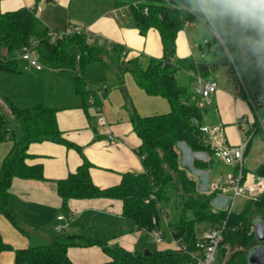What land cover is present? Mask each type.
Wrapping results in <instances>:
<instances>
[{
    "label": "trees",
    "instance_id": "trees-1",
    "mask_svg": "<svg viewBox=\"0 0 264 264\" xmlns=\"http://www.w3.org/2000/svg\"><path fill=\"white\" fill-rule=\"evenodd\" d=\"M116 6L129 7L142 33L150 28L158 30L164 47L162 59L151 60L145 69L137 63L124 67V61L115 62L111 59L108 46L90 44L86 34L66 35L51 43L48 37L50 30L38 18L35 9L2 12L0 8V74L18 73L19 56L23 48L36 41L39 57L57 66L77 68L76 92L85 100H88L89 94L85 73L88 66L95 62L107 69L116 68L120 75L131 72L138 85L149 95L168 99L172 105L169 113L147 117L132 113L135 131L142 139L138 153L145 169L143 173H125L119 185L102 189L92 180L93 164L85 160L76 172L59 180L57 185L64 208L71 199H117L123 202L124 217L136 229L148 232L160 229L162 204H174L181 208L182 215L178 222L168 225V230L172 239L185 246L187 252L174 248L145 255L144 252L111 247L87 234L75 235L61 231L50 235L46 244H34L36 233L23 227L11 204L9 188L12 180L16 177L45 179L41 164L27 163L30 144L49 141L69 147L76 145L63 137L58 127L56 110L43 104L19 108L10 98L0 95V143L11 139L14 144L1 167L0 211L16 229L32 240L28 248L15 251L16 263L74 264L68 256L70 247L98 245L111 258L102 264H189L191 254L198 250L195 223L206 222L210 224L209 230L224 226L219 255L220 258L224 257L225 246L230 247L225 264H250L249 251L260 245L255 236V218H252L260 214L257 217L264 219V191L251 201L248 200L243 211L229 213L227 209L214 210L213 200L217 192L208 194L198 190V181L181 165L177 145L185 142L192 151L208 152L213 159L214 152L200 130L206 109L198 104L200 97L193 88L195 79L190 76L188 84L181 85L176 75L180 70L194 73L204 71L191 58L180 63L173 62L172 58L176 52L179 31L187 25L200 22L208 24L223 43L218 44L209 68L216 70L226 67L239 87L240 94L251 101L255 111L264 118V31L232 14H220L217 11L210 15L205 9L217 8L214 0H116ZM40 45L44 47V52L40 51ZM74 47L78 49L79 61L69 53ZM113 50L119 56L123 52L118 45H114ZM2 104L7 106L9 113ZM256 123L259 126L258 120ZM257 130L264 132L260 127ZM195 166H200L198 161H195ZM243 173L246 174V169ZM254 173L256 177H264V163ZM189 213L193 215L192 219H188ZM12 250L0 235V254Z\"/></svg>",
    "mask_w": 264,
    "mask_h": 264
},
{
    "label": "crops",
    "instance_id": "crops-1",
    "mask_svg": "<svg viewBox=\"0 0 264 264\" xmlns=\"http://www.w3.org/2000/svg\"><path fill=\"white\" fill-rule=\"evenodd\" d=\"M39 1L0 0V8L2 12L32 8L37 14ZM81 1L85 0H48L47 3L54 4L61 15L47 18L42 14L39 19L50 31L67 33L74 28L88 30L93 35L88 40L89 43L108 46L110 53L114 51L113 46L118 45L123 50L121 57L114 52L120 57L119 61L122 57L125 58L122 64L124 67L137 63L145 69L151 60L164 57V47L158 30L150 28L142 33L136 26L129 7H117L116 0H108L97 12L89 14L84 12L91 8L90 4L86 5ZM73 15L82 19V21L77 20L81 26L71 22ZM200 27L212 33L213 42L206 39L203 45L196 40V35L199 34L197 28ZM219 43H221L220 36L208 24L200 22L196 25H187L178 33L176 52L172 61L180 63L191 58L210 75L205 79L213 78L218 83V91L212 97L203 99L199 96L206 109L204 125L221 126L226 143L235 146L248 141V132L257 117L251 101L240 94L239 87L232 80L226 67L216 69H225L229 73L224 84L212 76L211 71L215 70L209 67ZM208 53L212 54V59L203 60L207 58ZM79 59L77 54L76 60ZM20 60L19 57L18 73L0 75V83L4 81L6 85L5 88L0 86V95L10 98L19 108H33L43 104L56 110L58 127L63 137L80 149L49 141L30 144L28 148L30 158L27 159V163L41 164L45 179L16 177L12 180L9 188L10 201L23 227L36 233L34 236L37 237V241L46 240L61 228V232L87 234L106 242L111 247H121L130 252H141L146 249L150 246V236L156 237V233H161L164 243H159L156 237L159 243L157 251L173 250L172 236L170 235L166 240L165 231L162 229V216L160 229L153 232L138 230L124 217L122 201L107 198L71 199L64 208L57 185L59 180L76 172L85 160L93 164L92 180L102 189L119 185L125 173H143L145 169L138 153L142 139L135 131L131 120L132 113L141 117L166 114L172 110L170 101L162 96L149 95L138 85L131 72V75H127L129 71L120 75L116 68L107 69L99 62L90 64L86 70L85 80L89 94L88 100H85L76 92V77L79 75L77 68L41 62L43 69L37 71L23 60L21 66ZM96 64H100L103 69L98 68L102 73L97 79L91 74L93 70L91 68ZM205 65L208 67L203 69ZM182 74L187 75L188 79L190 76L195 79L194 89L197 86V77H203L200 72L180 70L176 75L177 80ZM95 98L97 104L94 103ZM204 100L207 101V105L204 104ZM143 113L147 114L143 115ZM13 146L11 139L0 143V172L3 161L10 154ZM177 149L180 153L181 165L198 181V187L201 184L198 175L202 177L205 187L208 183L215 185L218 178H223V172L229 176L236 171L234 167L227 165L224 169L217 168L214 164L216 161L220 164L224 163L214 157L212 159L208 152L192 151L185 142H179ZM188 152L194 154V157L188 160L190 164L187 163L192 168L183 162V158L189 156ZM195 161H198L199 167L195 166ZM194 168L198 170V175L194 172ZM246 169L248 171L247 166ZM200 191L206 192L202 191V188ZM228 191L231 194V189L222 193ZM213 206L214 210L226 209L224 201L217 196L213 200ZM0 235L3 242L13 249L0 254V264H17L15 251L28 248L32 245V240L16 229L1 211ZM68 256L74 264H102L111 260L98 245L70 247Z\"/></svg>",
    "mask_w": 264,
    "mask_h": 264
},
{
    "label": "rangeland",
    "instance_id": "rangeland-1",
    "mask_svg": "<svg viewBox=\"0 0 264 264\" xmlns=\"http://www.w3.org/2000/svg\"><path fill=\"white\" fill-rule=\"evenodd\" d=\"M48 0H40L37 4V16L38 18H40V16L42 14H44L45 16H47V18H52L54 15L55 16H58L60 17L61 15V12L58 8H56L54 6V4L52 3H47ZM108 0H85V1H81V3L83 4H90L89 6L91 8H89L86 12L84 13H89V14H92L94 12H97L98 9L102 8L103 6H105V4L107 3ZM72 21L74 24H77V26H81V23H79L77 20H81L82 19L76 15H73L72 17ZM55 20V19H54ZM198 31L197 33H199L198 35H196V40L198 42H200L201 44H205V40L206 39H210L212 42L214 40H212V33L209 32V30H207L206 28H197ZM191 31V30H189ZM196 33V32H195ZM200 35V36H199ZM223 45V43H221ZM207 47V46H206ZM205 47V48H206ZM39 49L41 52H44L45 49L43 46H39ZM200 49V48H199ZM70 55L72 56H77V54H79L78 50L74 47V48H71L70 51H69ZM110 56H111V59L114 60L115 62H118L119 61V56L114 52V51H111L110 53ZM207 58L206 59H203V60H211L212 59V54L211 53H208L207 55ZM125 58L122 57L120 60H124ZM40 60L43 64H49V62L47 60H45L44 58L40 57ZM202 60V61H203ZM21 62V66L23 65V61L20 60ZM204 62V61H203ZM100 67V64H96L94 65L92 72L91 74L94 76V78L97 79V76H100L102 73V71L100 72L98 70V68ZM90 69V71H91ZM101 70H103L101 67H100ZM105 72H107V70H105ZM111 72L109 71V74ZM211 74L212 76L217 79L220 83H225L228 76H229V73H227V71L225 69H220V70H215V71H211ZM2 75V73L0 74ZM127 75H131L130 72H128ZM203 75V78H209L210 75L206 72H203L202 73ZM2 77V76H1ZM3 80V79H2ZM179 82L181 85H187L188 84V77L187 75L185 74H182L179 76L178 78ZM4 81H1L0 83V86H2L3 88H5V84L3 83ZM8 84V83H7ZM193 84H196V81H194ZM199 100V105L201 107H203V101L201 99H198ZM1 103V102H0ZM204 104L207 105V101L204 100ZM2 106L4 107V110L6 112L9 113V110L7 108V106L5 104H2ZM142 110V109H141ZM144 112V111H142ZM142 114V113H141ZM144 114H147V113H143ZM256 114V117H257V120L259 121V126L257 125V123L255 124V126L253 128H251L248 132V141H247V151L246 153L248 154L247 155V160H245L246 157H244V169H246V166L248 167V171L246 169V174L244 175L245 176V179L243 182L246 183V185H249V184H254L256 185V188H254L253 192L252 193H248L247 191L242 194L241 196H239L236 201H235V205H234V210L235 212H241L243 211L244 209V206L246 205V202L251 201L252 199H254L258 194H260L261 192L264 191V183L262 184H259L261 181V179H264V177H260V176H257L256 177V174L254 172L257 171L258 167H260L261 164L264 163V132L261 133L259 132L257 129L260 127L262 130L264 129V118L261 117V115L258 113V112H255ZM206 123V115L204 116V121H203V125L202 126H205L204 124ZM249 141H250V144H249ZM244 142V141H243ZM189 156H185L183 158V162L185 164L186 162V165L189 166V162L188 161L189 159L193 158L194 154H191L192 152H188ZM246 153H245V156H246ZM192 155V157H190ZM189 163V164H187ZM215 166L218 168V167H221L222 169H224V167H226V165L224 164H220V163H217V161L214 163ZM246 164V165H245ZM223 166V167H222ZM190 168H192L191 166H189ZM195 169V168H194ZM198 170L195 169L194 172H196V175H198L197 172ZM215 171V169H214ZM193 172V171H192ZM193 172V173H194ZM195 176V175H194ZM223 180L220 181L221 184H225L228 180V174L224 173L223 172ZM199 178V181L201 182V184H199V187H198V190L200 191L201 188H202V191H206V192H203V193H212V192H216V191H212L213 189V186L212 184L210 185L208 183V185L205 187H203V179L200 175H198ZM205 179V177H203ZM206 180V179H205ZM217 182H219V178L216 180ZM263 181V180H262ZM216 182V183H217ZM259 184V185H258ZM210 185V186H209ZM210 191V192H208ZM221 190L217 191V197H220V199L222 201H224V204H226V207H227V202L229 200V196L232 195V192L231 194L229 193H222L220 192ZM201 192V191H200ZM225 198V200H224ZM162 220H161V225H162V229H164L165 231V238L166 240L169 239V230H168V225L169 223H176L178 222L180 219H181V208H178L176 207L174 204L172 203H163L162 204ZM165 214V215H163ZM165 216H168V218H166ZM257 216H260V214H256L253 216L252 220L255 218L257 219L258 217ZM193 218V215L191 213L188 214V219H192ZM210 228V224L209 223H206V222H198V223H195V230H196V236L198 239H201L203 238V235L205 234V232H207ZM59 229V228H58ZM58 231V230H57ZM61 231V230H60ZM33 239L35 241H33L34 244H38V245H41V244H46L48 243V240H41V241H37V237L34 236ZM150 246L147 247L146 249L144 250H141V252H144L145 250H149L150 252H154V251H157L159 250V243H157L156 241V237H152L150 236Z\"/></svg>",
    "mask_w": 264,
    "mask_h": 264
},
{
    "label": "built area",
    "instance_id": "built-area-1",
    "mask_svg": "<svg viewBox=\"0 0 264 264\" xmlns=\"http://www.w3.org/2000/svg\"><path fill=\"white\" fill-rule=\"evenodd\" d=\"M73 34H86L87 40H90L93 37L90 31L77 28H74L67 33L49 31L48 37L50 42L53 43L57 39H62L66 35ZM37 44L38 43L34 41L29 46L24 47L19 57L21 60L25 61L29 67L40 71L43 69V65L36 53ZM194 90L201 98L209 99L218 91V83L213 78L204 79L203 77L198 76L197 86ZM200 130L205 134L207 141L214 152V157L225 165L234 167L237 171L236 174L228 176V180L225 184L220 183V181L223 180V178H220L219 182H217L212 189V191L216 192L219 190H221L220 192H226L231 189L232 195L229 197L228 205L226 207L228 212L231 213L234 211L236 199L246 191L248 193H252L254 188H256V185L254 184L246 185V183L243 182L245 179L243 171L244 157L248 145L247 141L241 142L235 146H230L224 139L223 129L221 126H201ZM260 181L261 182L259 184L264 183V179H261ZM223 229L224 226L205 232L203 238L199 239V242L197 243L198 250L191 254L192 259L189 264L226 263L230 254V247L228 245L225 246L226 254L224 257L220 258L219 255V247L223 241ZM57 230L60 231L61 228ZM155 235L159 243H164L161 233H156ZM171 244L175 249L187 252V248L175 239H172Z\"/></svg>",
    "mask_w": 264,
    "mask_h": 264
},
{
    "label": "clouds",
    "instance_id": "clouds-1",
    "mask_svg": "<svg viewBox=\"0 0 264 264\" xmlns=\"http://www.w3.org/2000/svg\"><path fill=\"white\" fill-rule=\"evenodd\" d=\"M217 8L205 9L209 14H232L264 31V0H214Z\"/></svg>",
    "mask_w": 264,
    "mask_h": 264
},
{
    "label": "water",
    "instance_id": "water-1",
    "mask_svg": "<svg viewBox=\"0 0 264 264\" xmlns=\"http://www.w3.org/2000/svg\"><path fill=\"white\" fill-rule=\"evenodd\" d=\"M205 65L203 69L207 68ZM254 230L257 241L260 245H256L249 251L248 261L250 264H264V219L257 218L254 221ZM145 255L151 254L149 250L144 251Z\"/></svg>",
    "mask_w": 264,
    "mask_h": 264
}]
</instances>
